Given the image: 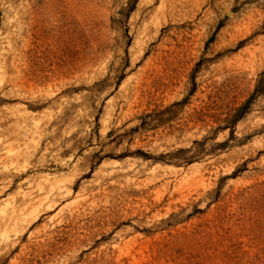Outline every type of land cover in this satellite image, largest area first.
I'll use <instances>...</instances> for the list:
<instances>
[{
    "label": "rangeland",
    "instance_id": "rangeland-1",
    "mask_svg": "<svg viewBox=\"0 0 264 264\" xmlns=\"http://www.w3.org/2000/svg\"><path fill=\"white\" fill-rule=\"evenodd\" d=\"M0 264H264V0H0Z\"/></svg>",
    "mask_w": 264,
    "mask_h": 264
},
{
    "label": "bare ground",
    "instance_id": "bare-ground-1",
    "mask_svg": "<svg viewBox=\"0 0 264 264\" xmlns=\"http://www.w3.org/2000/svg\"><path fill=\"white\" fill-rule=\"evenodd\" d=\"M6 16H7L8 18H13V17H14L13 12H12L10 9H7V10H6Z\"/></svg>",
    "mask_w": 264,
    "mask_h": 264
}]
</instances>
